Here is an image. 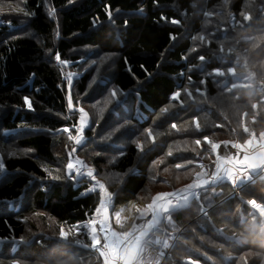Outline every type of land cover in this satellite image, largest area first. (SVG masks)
Wrapping results in <instances>:
<instances>
[{"label": "trees", "instance_id": "obj_1", "mask_svg": "<svg viewBox=\"0 0 264 264\" xmlns=\"http://www.w3.org/2000/svg\"><path fill=\"white\" fill-rule=\"evenodd\" d=\"M10 1L28 14L26 21L33 36H14L8 27H0V147L4 151V144L12 142L18 150L28 151L0 160L5 165L0 170V264H12L13 260L21 264L96 261L95 255L82 249L73 251L58 244L57 226L92 219L99 193H86L91 183L86 179L76 181L74 176L73 180L56 184L42 180L45 173L41 160L52 161L55 152L67 146L63 130L77 123L67 111L60 74L46 58V49L54 48V55L59 54L63 60L71 50L84 47L111 56V85L125 96L105 120L104 138H110L112 144L104 140L98 146L116 151L105 153L99 149V154L84 158L77 149L76 154L84 165L96 170L97 178L113 194V208L130 201L149 203L155 192L190 183L201 170L196 163L205 161L204 135L217 142L242 143L248 137L239 126L241 119L256 136L264 131V33L260 31L264 28V0H228L227 4L224 0H203L202 5L206 1L207 7L203 14L194 7L200 0H48L59 11L56 41L55 26L42 0L0 3ZM14 5L6 6L0 14L12 24L16 17L8 11L14 10ZM241 12L252 15V21L243 22L251 23V27L237 23L242 21ZM172 19L179 23H172ZM201 35L205 41L194 39ZM249 36L258 39H246ZM253 43L257 48H252ZM194 48L197 51H192ZM229 48L234 51L227 55ZM198 54L206 61L197 59ZM225 57L232 64L223 67L232 65L243 71L245 67L235 65L242 61L255 73L253 94L218 88L223 79L216 80L211 73ZM86 82V78L81 80L79 93L84 92ZM202 87L204 97L196 93ZM184 89L192 92L191 98ZM177 91L181 95L173 99ZM252 103L258 104L257 109L251 108ZM244 112L248 115L243 116ZM253 115L255 122L251 121ZM193 117L201 125L199 131ZM172 123L179 131L171 128ZM218 124L223 127H216ZM146 129L152 130L154 143ZM85 137H91V133L86 132ZM197 139L201 140L200 146L195 144ZM136 141L142 143L143 152L137 149ZM169 151L171 156L167 155ZM107 157L108 170L121 179L117 189L101 177ZM176 164L185 167L177 169ZM252 199L264 203L262 176L239 188L227 181L219 182L215 194L211 189L207 194L201 191L200 199L173 214L175 231L169 226L165 236L171 233L177 238L161 264H186L183 260L189 257L200 264H243L245 256L248 264H264V238L244 232L247 225L240 222L243 217L250 221L246 202ZM242 232L245 242L226 239Z\"/></svg>", "mask_w": 264, "mask_h": 264}, {"label": "snow or ice", "instance_id": "obj_2", "mask_svg": "<svg viewBox=\"0 0 264 264\" xmlns=\"http://www.w3.org/2000/svg\"><path fill=\"white\" fill-rule=\"evenodd\" d=\"M224 3L227 4L228 0H224ZM110 15V14H109ZM206 15H211L210 13H206ZM242 21H237L240 23L242 27H251V23L245 25L243 22H250L253 20V17L248 12H241ZM257 19H260L257 17ZM172 23H179L178 20L172 19ZM127 24V21H125ZM260 31L264 33V28H261ZM199 39L200 41H205V36L201 35L199 37H194V39ZM261 38H264L262 36ZM175 39V37H172ZM246 39L248 40H256L257 37L249 36ZM209 43L211 41H208ZM239 43V41H237ZM252 48H257V44L253 43ZM192 51H197V49H192ZM223 45L220 46L219 52H223ZM233 48H229L228 52H233ZM245 51H248L245 49ZM217 53H213L215 56ZM56 59L60 61L59 54L56 55ZM197 59L201 62L206 61V57L204 55H197ZM63 64H67V61H60ZM245 63V67H246ZM212 73L217 76H224L226 73L230 74L232 78H237V69L235 66H229L226 69L224 68H213ZM250 76H255V73H251ZM71 77H69V82ZM189 80H191V76H189ZM201 84H204L205 81L201 80ZM264 83V81H262ZM237 87L242 88H250L251 84H241L232 83L229 88L225 85V91L231 92L232 89H236ZM264 90V89H262ZM184 92L191 98L192 92L188 91V89H184ZM197 92H201V89L197 88ZM112 98H115L117 92L115 89L111 90L110 93ZM181 95L180 91L174 92L172 94L173 99H178ZM25 102L28 103V98L25 97ZM29 108H31V104L28 103ZM72 107L71 99L69 98V108ZM234 107V105H233ZM258 104L252 103L251 108L253 110L257 109ZM81 112V127L77 129V134L75 137H69L73 139L77 145L82 142V129L86 124L87 113L84 112V109H79ZM165 111H167L165 109ZM237 111H239L237 109ZM248 113L244 112L243 116H247ZM253 122H255V115H253ZM193 122L195 124V128L199 131L201 128L200 123L198 122L196 117H193ZM244 134H247V139H244L243 142H233L230 140L225 141H214L210 139L207 135L202 137L203 141L209 146L211 153L215 154L214 161V170L205 171L204 165L200 164L199 167L201 171L195 173V179L189 183L184 185L182 188L176 189L173 192H159L151 197V201L144 205L142 208L132 204L131 208L135 210L137 214L136 217L133 218V222L131 227H125L124 221L128 219V217H124L122 214L125 211L121 209L114 213L115 224L118 227L114 228L111 223L112 214L110 213V207L112 205V197L113 194L109 192L108 188L104 183L97 179L95 175V170L91 167L84 165L83 161L76 160L75 163L69 159L66 164V169L69 174L72 171H75L78 175L81 174V169L87 167V176L90 177L95 184L92 189L89 191H95L97 188L99 189V203L94 209L93 218L89 219L86 224L70 226L65 229L63 225L60 226L59 229V243H63L64 246L70 250H75V248L82 249L86 251L89 255H95L96 261L94 264H145L147 260V264H153L151 260V254L148 249L153 244H159L162 248L167 249L170 247V240H173L171 233H168L167 239H162L160 236H157L158 232H166L167 228L170 226L173 231H175V224L172 221V216L175 212L180 211L181 209L187 207L191 201L200 199L201 191L207 194L208 190L211 189L212 193L215 194V186H217L218 181H228L231 185L236 188L243 186L246 182H249L251 179H254V174L264 175V131L259 133V137L257 138L256 133L250 131L247 125L244 123L243 119L240 120V125ZM216 127H223V125H216ZM171 128L179 131V128L176 123L171 124ZM65 132L69 131L67 128L64 129ZM148 138L155 142V138L153 136L151 129H146ZM235 131V129H233ZM195 144L197 146L201 145V140H195ZM223 145L227 148L229 145L233 149L237 150V154L234 156H221L220 148ZM258 146V150L256 148ZM136 147L138 150L143 152V145L140 141H136ZM75 148L72 149V152H75ZM250 150L251 153H250ZM122 154V153H121ZM168 156L172 155V152L169 151L167 153ZM156 163L155 161L153 162ZM188 164H191L192 161H187ZM76 165H80V167H76ZM5 165L0 162V170H3ZM185 167V165L176 164L175 168L180 169ZM167 171V169H164ZM51 174V173H49ZM57 177H54V179ZM251 206L253 210L251 213V220L248 221L246 219H241V224H246L247 226L244 228V232L264 236V203L257 202V200L252 199L246 202ZM201 212H204L203 207L200 209ZM261 218L259 221L257 220V215ZM207 215L206 212H204ZM142 221L138 223L137 221ZM167 221V223H165ZM86 229V231L82 232L81 229ZM218 231H220L218 229ZM85 237L82 239L81 237ZM244 236V233H240L237 235L233 233L232 237H227L229 240H238ZM20 240L23 242L24 238L21 237ZM159 255H163V253H159ZM51 261V258H49ZM12 264H21L19 260H13ZM82 264V262H81ZM156 264H159L158 260ZM189 264H199L198 260L191 259L189 257ZM243 264H248L247 258L245 256Z\"/></svg>", "mask_w": 264, "mask_h": 264}, {"label": "rangeland", "instance_id": "obj_3", "mask_svg": "<svg viewBox=\"0 0 264 264\" xmlns=\"http://www.w3.org/2000/svg\"><path fill=\"white\" fill-rule=\"evenodd\" d=\"M207 1V0H206ZM206 1L205 5L203 4V0H200L198 3V7L194 6L195 9L203 14V11L205 12L207 9L206 7ZM11 2V3H10ZM9 3L3 2L0 3V14L3 10L6 9V6L14 5V10H9L8 12L10 14H14L16 17V23L12 24L10 22H6V17H1L0 15V27L6 26L9 30H12L14 36H27L31 37L33 36V32L28 27V21L27 16L28 14L21 9V7L18 5V3H12L10 1ZM43 7L45 10L46 15L48 16L49 20L53 22L55 26V34H54V40H58L59 38V11L52 8L48 2V0H42ZM197 14V13H196ZM207 17H211L212 15H206ZM231 26L233 25V22H230ZM225 34V32H224ZM46 58L51 62L58 70L61 78V88L64 91L66 95V103H67V111L69 115H71L72 118H76L77 123L75 126L67 128L69 131L64 132L67 134L66 140H67V146L60 147V151L53 155V159L50 162H47L45 160H41L40 165L42 167V170L45 173V178L42 179L46 184L49 183H64L66 180H73L74 172L72 171L71 174H69L68 170L66 169V164L68 163L69 159H71L75 163L74 153L77 151V149L80 150V154L85 158L88 156H91L94 154H99L98 150L101 149L105 153L114 152L116 149L110 148L111 142H109L110 138H104V132L106 130L105 120L110 116L111 112L114 113V111L117 109L118 106L121 104L122 98L125 96L124 93L118 92L116 87H113L111 85V68H112V59L109 55H103L96 51L95 49H92L90 47H84L81 49H74L71 50L66 59H60V61H67V64H63L60 61L56 59V55H54V48L46 49ZM222 53V52H221ZM227 55H230L229 52H226ZM75 58V59H72ZM223 64H219L218 67L226 69L227 67H223V65H229L232 62L229 59L222 58L220 59ZM245 65V62H236L235 65ZM232 66V65H231ZM217 68V67H216ZM212 74V78L216 80L223 79L222 82L219 83L218 88L225 87L224 82L227 77H230V74H225L224 76H217L214 73ZM69 77H71V80L69 82ZM83 78L87 79L85 90L83 93L78 92V86ZM244 82H247L250 80L251 76L244 74L243 77H241ZM204 80V79H202ZM205 81V80H204ZM204 86V84H202ZM223 87V88H224ZM115 89L117 92V95L115 98H112L110 93L111 90ZM201 89V92H197L199 95H205L204 88ZM221 93H217V97L220 96ZM188 96V95H187ZM204 97V96H203ZM69 98L72 102V107L69 108ZM188 98H190L188 96ZM230 101V100H229ZM29 103V101H28ZM28 103L27 106H28ZM230 104L232 106V102L230 101ZM83 108L84 112L87 113L86 117V124L83 126L82 129V142L81 144L77 145L73 139H70L69 137H75L77 134V129L81 127V112L79 109ZM240 108H244V106H241ZM86 132L91 133V137L86 138L85 134ZM61 133V132H59ZM5 134V133H4ZM258 138V136H257ZM86 139L91 140L90 143ZM104 140H107V144L109 146H98L101 142ZM12 142H8V144H4L5 150L3 151V147H0V160L5 158V156L10 155H16V154H27L28 151L26 149L18 150L15 146L13 147ZM258 146H256L257 148ZM75 148V152H72V149ZM251 151V150H250ZM104 156H108L107 154ZM1 160V161H2ZM105 160L104 165L102 166V175L101 177L106 181L107 185L110 186L113 189H117L118 185L120 184V176L114 175L108 170V163L109 159L108 157ZM51 173V174H49ZM254 175V179H256ZM54 177H57L54 179ZM264 177V175L262 176ZM195 178V177H194ZM193 178V179H194ZM49 182V183H48ZM43 183V182H42ZM94 184H91L88 188L86 193H93L95 191H89V189L93 188ZM139 203V202H138ZM136 204L132 201L123 203L121 205H117L113 208L112 211V221L115 228L118 229L119 226L115 224V217L114 213L116 211H119L121 209H124L123 212L124 217H128L126 221H124L125 227H130L131 223L133 221V218L137 215L135 213V210L132 209L129 211L128 209L131 208L132 204H135L139 207H143L145 204L139 203ZM167 223V221L165 222ZM80 224V223H79ZM63 225L65 229L69 228L73 225H68L66 223H61L57 226L58 231V238H59V229L60 226ZM77 225V224H75ZM82 225V224H80ZM82 232L86 231V229H81ZM161 233V232H160ZM163 235H161L162 239H167L168 237L165 236V232H162ZM161 233V234H162ZM157 236H160L156 233ZM172 237H174L173 240H170V246L173 244L175 239L177 238L176 235L171 234ZM82 239H85V237H81ZM170 248V247H169ZM169 248L164 249L159 244H153L148 249V251L151 254V260L153 264H156V261L158 260L159 264L162 263V259L169 256ZM156 249V251H154ZM163 253V255H159V253ZM153 255L155 257H153ZM186 260V259H185ZM185 260H183L184 263L188 264ZM147 264V260L145 262Z\"/></svg>", "mask_w": 264, "mask_h": 264}, {"label": "crops", "instance_id": "obj_4", "mask_svg": "<svg viewBox=\"0 0 264 264\" xmlns=\"http://www.w3.org/2000/svg\"><path fill=\"white\" fill-rule=\"evenodd\" d=\"M241 67L244 68L245 65H241ZM251 73L252 72L249 70L248 67H245V69L243 71H238L237 70V78H232L231 75H229L230 76L229 77L230 79L229 80L226 79L223 85H227L230 88L232 83H237L238 85H241V84H251V87L250 88L237 87L236 89H232L231 91H234V90H243L245 93H247L249 95L250 94H253L254 93V89H255V87H254V85H255V79H254V77L251 76L250 80L247 81V82H244L243 79L241 78V77H243L244 74L250 75ZM262 102L264 103V97L262 99ZM251 121L253 122V119H251ZM233 142H237V141L233 140ZM204 144H206V143L204 142ZM204 157H205V159H204L205 161L200 160L196 164L197 165L203 164L204 165V170L205 171H208L209 169H211L214 166L213 153H211V150H210V148H209L208 145H207V154ZM194 177H195V175H194ZM228 183H230V182H228ZM247 206H248V209L247 210L249 211V215L251 216V213H252L253 210L251 209V206L250 205L247 204ZM256 215H257V220L259 221L261 218L259 217V214L258 213H256ZM242 219H245V218L243 217ZM250 220H251V218H250ZM158 233H160V232H158ZM161 233H160V237H161V235H163V233L162 234ZM262 237L264 238V236H262ZM233 241L240 243V242H245L246 240H245V238H240L238 240H233ZM0 245H1V241H0ZM185 261L189 264V258H187ZM199 264H200V262H199Z\"/></svg>", "mask_w": 264, "mask_h": 264}, {"label": "water", "instance_id": "obj_5", "mask_svg": "<svg viewBox=\"0 0 264 264\" xmlns=\"http://www.w3.org/2000/svg\"><path fill=\"white\" fill-rule=\"evenodd\" d=\"M223 141H225V140H223ZM257 150H258V147H257ZM252 151V150H251ZM251 151H250V153H251ZM219 152H220V155L223 157V156H229V157H231V156H234V155H236L237 154V150L236 149H233L232 147H231V145H229L227 148H225L223 145H221V148H220V150H219ZM213 157H214V161H215V154H213ZM74 158H75V161L76 160H80V161H82V159H80L78 156H77V154H76V152L74 153ZM76 167H80V165H76ZM95 170V169H94ZM212 170H214V166L211 168V169H209L208 171H212ZM87 169H84V168H82L81 169V174H77L76 172H74V177H75V180L76 181H79V180H81V179H86L89 183H91V184H95V181H93L90 177H88L87 176ZM97 174V172H96V170H95V175ZM254 175H256L255 177L256 178H258V177H260V176H263V175H261V174H254ZM97 177V176H96ZM196 178V177H195ZM194 178V179H195ZM98 180H100L99 178H97ZM193 179V180H194ZM192 180V181H193ZM102 183H104L102 180H100ZM191 181V182H192ZM226 181V180H225ZM190 182V183H191ZM219 182H224V181H218L217 182V184L219 183ZM105 184V183H104ZM189 184V183H188ZM186 185V184H185ZM184 186V185H183ZM183 186H181V187H178V188H175V189H171V190H165V191H158V192H155L152 196H154L156 193H159V192H173V191H175L176 189H179V188H182ZM98 193H99V189L97 188V190H96ZM150 201H151V199H150ZM149 201V202H150ZM112 208H113V203H112V205H111V207H110V213L112 214ZM138 223H140V222H142V221H137ZM111 223H112V226L114 227V225H113V221H112V219H111ZM131 227V226H130ZM115 228V227H114Z\"/></svg>", "mask_w": 264, "mask_h": 264}, {"label": "built area", "instance_id": "obj_6", "mask_svg": "<svg viewBox=\"0 0 264 264\" xmlns=\"http://www.w3.org/2000/svg\"><path fill=\"white\" fill-rule=\"evenodd\" d=\"M89 219H87L86 221H84V222H81L80 224H82V225H84V224H86L87 223V221H88Z\"/></svg>", "mask_w": 264, "mask_h": 264}]
</instances>
